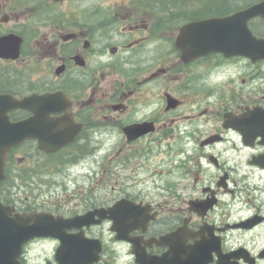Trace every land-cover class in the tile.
<instances>
[{
	"label": "flooded vegetation",
	"instance_id": "flooded-vegetation-1",
	"mask_svg": "<svg viewBox=\"0 0 264 264\" xmlns=\"http://www.w3.org/2000/svg\"><path fill=\"white\" fill-rule=\"evenodd\" d=\"M260 1L0 0L2 264H264Z\"/></svg>",
	"mask_w": 264,
	"mask_h": 264
},
{
	"label": "water",
	"instance_id": "water-1",
	"mask_svg": "<svg viewBox=\"0 0 264 264\" xmlns=\"http://www.w3.org/2000/svg\"><path fill=\"white\" fill-rule=\"evenodd\" d=\"M254 16H262L264 17V0L259 3L253 4L248 8L237 11L229 16L225 17H213L208 18L203 21L191 23L185 27H192L194 29H198L202 40L198 43V51L203 53H208L212 51H221L224 54H232L230 50L235 51L236 44H239L238 40H243L245 35H243L238 27L239 22H243L246 24V21ZM247 30V29H246ZM238 52V51H237ZM243 52V51H241ZM3 98H1V103L3 106ZM26 100H11V107H24ZM20 125V124H18ZM12 135H11V134ZM14 133L16 136L14 137ZM21 138H23V132L20 126L17 127L16 130H11L10 126L2 127L1 131V164L4 156V152L13 144L18 142ZM40 230L41 228L44 230V234L57 235L58 226H37ZM53 231V232H52ZM38 234H41L40 231ZM3 259H0V264ZM10 262V261H9ZM7 264H10V263Z\"/></svg>",
	"mask_w": 264,
	"mask_h": 264
}]
</instances>
